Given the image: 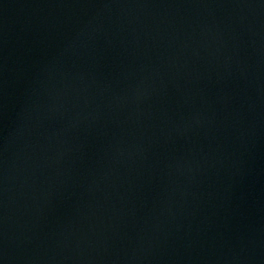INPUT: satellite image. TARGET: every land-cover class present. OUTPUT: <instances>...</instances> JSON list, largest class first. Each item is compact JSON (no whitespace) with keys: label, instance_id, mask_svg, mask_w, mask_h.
Masks as SVG:
<instances>
[{"label":"water","instance_id":"water-1","mask_svg":"<svg viewBox=\"0 0 264 264\" xmlns=\"http://www.w3.org/2000/svg\"><path fill=\"white\" fill-rule=\"evenodd\" d=\"M0 264H264V0H0Z\"/></svg>","mask_w":264,"mask_h":264}]
</instances>
